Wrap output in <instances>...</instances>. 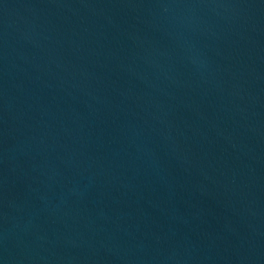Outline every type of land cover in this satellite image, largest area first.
Returning <instances> with one entry per match:
<instances>
[{
  "label": "water",
  "instance_id": "1",
  "mask_svg": "<svg viewBox=\"0 0 264 264\" xmlns=\"http://www.w3.org/2000/svg\"><path fill=\"white\" fill-rule=\"evenodd\" d=\"M0 264H264V0H0Z\"/></svg>",
  "mask_w": 264,
  "mask_h": 264
}]
</instances>
